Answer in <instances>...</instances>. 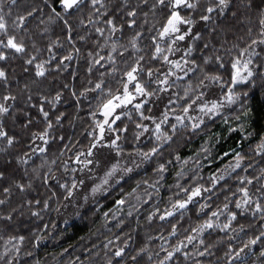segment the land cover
Returning a JSON list of instances; mask_svg holds the SVG:
<instances>
[{"label": "snow or ice", "instance_id": "obj_1", "mask_svg": "<svg viewBox=\"0 0 264 264\" xmlns=\"http://www.w3.org/2000/svg\"><path fill=\"white\" fill-rule=\"evenodd\" d=\"M142 2L143 0H138L136 4L131 0H0V65H3L0 66V141L4 144L0 153L6 157L0 165V231L17 229L22 226L25 216L39 218L41 212L49 208L51 197L56 196V193L48 188V181L53 178L51 166L55 161H48L46 149L33 147V142L39 139L47 145L55 136L53 120L60 124L65 115L60 112L49 118L50 111L45 109V105L47 104L49 109H55L57 102L62 99V91L68 88V85L64 84L54 94L46 95L47 76L50 69L63 73L69 67L68 61L74 58L79 60L82 51L76 46L77 43L84 46L86 75L91 77L94 74L95 78L88 79L90 87H81L79 95L75 90H72L71 95L76 97L77 106L81 97H94L96 103L93 106L95 111L90 110L87 113L93 121L94 130L88 132L92 139L83 151L75 153V159L81 172L90 165H101L102 161L105 162L106 169L99 183H94L91 187L93 196L98 192L107 191L110 178L116 181L124 180L128 174H135L136 169L149 163L154 157L158 159L153 172L159 179H163L168 162L159 161L163 159L161 153L167 146L166 142L174 141L182 129L199 130L206 117L215 116L222 110V101L229 104L239 103L243 116H237L236 119H243L246 123L250 121L255 105L250 107L246 102L247 98L249 95L254 96L256 90L264 93V0H242L232 13L233 18L239 17L240 21L254 24L257 29L253 32L252 28H248L244 47L232 45V49L237 52L235 56H232L229 50L222 51L223 44L217 46L205 41L202 31H194L193 27L197 21L216 25L219 17L225 15L230 7V0H205L204 4H201L200 0H153L149 12L142 11ZM144 7L148 5L144 4ZM158 11H162L164 15L162 24L155 30L151 26L145 29L149 24V14L155 23ZM213 13L218 14L215 19ZM129 26L131 32L126 36L125 29ZM145 30L146 55L142 54L145 48L140 42ZM217 30L228 34L229 27L225 25L221 28L217 25ZM57 31L59 35L56 34ZM193 32L192 40L199 39L203 42L199 63L197 58H186L196 50L193 43L186 39ZM93 35L95 39H92ZM40 40L45 42L44 47L38 46ZM177 42L187 45L182 49L185 56L170 59L169 54L177 51ZM58 45L71 47L66 55H59L64 48L58 49ZM45 51L47 56L42 59ZM102 51L105 55H101ZM206 51L207 55L204 54ZM225 56H228V59H225ZM18 57L28 66L22 69L25 73H28V69L34 64V73H28L31 78L23 84L11 76L8 70L9 62ZM160 61L163 63H159ZM189 73L195 77V83L192 79H187L186 83L180 84L181 76L188 78ZM72 75L75 76L76 73L73 72ZM117 76L120 77L119 80L116 79ZM13 84L19 88V92L13 91ZM212 84L220 85V98L204 100L205 92ZM224 88L227 89L226 92L223 91ZM34 89L36 91L33 95ZM97 93L99 95H96ZM184 98H187L186 101ZM174 103L183 104V107L175 122H172L169 116L174 114L171 107ZM17 104L21 106L17 108ZM29 106L36 110L35 116L31 111H25ZM129 107L131 111L127 110ZM190 109L199 111L193 116L189 114ZM154 110L160 113L159 120L156 115L145 116L146 111L152 113ZM97 113H102V118H98ZM133 114L136 115V120L131 119ZM9 118L13 130L17 127V120L22 121L17 134H9V129H6L5 124ZM137 120L140 122L137 123ZM126 121L133 125V142H140L143 137L151 146L146 149L129 146L125 152L122 145L129 127ZM34 124H42L39 132L28 131ZM162 125H169L168 130L165 131ZM106 130L116 135L105 138ZM240 130L245 136L250 135L243 127ZM22 139L27 140V151L16 154L9 150ZM63 141L64 135L61 134L59 142ZM105 146L115 155L106 157L103 152ZM58 151L63 155L64 148ZM254 151L264 157V135L260 137ZM37 152L44 156L40 165L32 161V156ZM30 162L32 167H29ZM13 164L16 167H10ZM70 164V160L63 161L65 173L69 171ZM243 164H247L249 170L252 167L241 152H236L233 163L228 168L223 172L217 169L216 173L209 174L210 183L207 186L195 182L196 176H192L183 186L180 179H177L175 186L178 191L169 197L165 208L161 211L160 208L153 207L152 211L147 213L149 221L158 217L163 222L166 218L173 217L174 213L183 220L185 212L191 206L196 213L205 216L203 220H198L190 231L186 230L187 234L175 244L169 245L168 240L157 233L162 241L161 252H154L148 244L132 247L131 236L117 244L106 238L100 264H221V258L215 256V252L219 250L217 245L221 243L227 244L222 257L223 264H243L252 254V246L258 241L259 252L255 253L256 258L251 264H264V167H260L253 175L237 176L236 183L240 186H237L234 192L229 191L228 184L224 183L226 177L231 178L229 169H240ZM21 165L22 169L19 167ZM44 168H48V171H44ZM76 171L75 167L71 168L73 175L70 184L65 181L59 185L66 197H73L74 190L84 183L76 178ZM185 174L178 171L176 176L183 178ZM37 180L40 181L39 184L36 183ZM143 183L148 182L145 180ZM222 183L229 195L224 197L223 203L205 212L210 207L207 201L215 199V193ZM41 186L50 192L51 196L46 194L43 198H38V189ZM151 187L155 189L156 184ZM83 199L86 201L88 195L85 194ZM233 202L234 209L230 210ZM124 203L123 199L117 201L118 205ZM136 207H139V202ZM136 207L129 205L127 216H132ZM221 217L224 219L221 220ZM244 220L249 223H243ZM122 223L123 220L119 221L117 227ZM44 227L47 228V225ZM217 229L230 240L224 241L222 235H218L214 241L206 239ZM37 231L36 228L31 229L33 234ZM179 231L177 223H172L170 231L165 234L171 238L179 234ZM249 232L253 234L249 235ZM123 235L121 232L113 239L119 242ZM43 238L35 234L33 243H39ZM152 239L153 237H148V240ZM25 241L23 234L9 235L5 247L0 251V264H24L21 258L31 256L30 252L22 251ZM234 243H238V246L234 247ZM189 245H192L191 249L186 250ZM96 255L99 256V253ZM145 255L147 261L143 260ZM33 264L40 262L34 261ZM84 264L91 262L85 261Z\"/></svg>", "mask_w": 264, "mask_h": 264}, {"label": "trees", "instance_id": "obj_2", "mask_svg": "<svg viewBox=\"0 0 264 264\" xmlns=\"http://www.w3.org/2000/svg\"><path fill=\"white\" fill-rule=\"evenodd\" d=\"M21 2H23V0H21ZM131 2L136 4L138 0H131ZM152 2L153 0H143V2L140 3L142 11L149 12ZM241 2L242 0H230V7L226 10L225 15L219 17L216 25L197 21V24L193 26L194 31H202L205 41L217 46L223 44L224 49H222V51L226 49L230 51L232 56L237 55L236 50L232 49V45L237 44L241 48L244 47L247 41L248 28H252L253 32L257 31L254 24H246L240 21L239 17L233 18L232 13ZM200 3L204 4L205 0H200ZM144 4H147L148 7H144ZM241 11L243 10L241 9ZM121 15H123V13H121ZM212 15L215 19L218 14L213 13ZM140 19L142 20L143 17H140ZM163 19L164 15L162 11L157 12L155 23L152 22L153 18L151 14H149V24L145 26V29L151 26L155 30L162 24ZM217 25L221 28L227 25L229 27L228 34L218 31ZM130 32L131 26L125 29V35H129ZM56 34L59 35L60 33L57 31ZM153 34H155L154 31ZM192 36L193 35L189 34L187 39L190 43H193V47L196 50L188 56V59L197 58V62L199 63L200 60L198 58L201 56L200 48L203 47V42L199 39L193 41ZM146 37L147 30L142 33L140 41L141 46L145 48L142 54L145 55L147 53ZM92 39H95V35L92 36ZM121 42L123 43V41ZM44 43L43 40H40L38 41V46L44 47ZM76 46L80 47L82 51L79 60L74 58L72 61H68L69 67L63 73H56L54 70L50 69L47 76L46 95L54 94V92L59 90L64 84L68 85V88L62 91V99L57 102V107L55 109H49L47 104L45 105V109L50 111L49 118L60 112L65 113V115L61 118L60 124H56L53 120L55 136L53 139L49 140L47 145H44L39 139L33 142V147H44L46 149L45 155L48 161H55L51 166L53 178L48 181V188L54 191L56 196L51 197L49 208L43 210L39 218L25 216L22 220V226L15 230L10 229L8 232L0 231V251L5 247V241L8 240L9 235H25L26 241L22 246V251L30 252L31 256L21 258L24 264H33L34 261H39L40 264H69V262L70 264H84L85 261H89L91 264H100L105 251L103 248L105 239L107 238V240H111L113 244H117L122 243L128 236L132 237V247H141L144 244H148L150 250L161 252L160 246L162 241L159 239L157 233L163 235L165 239L168 240L169 245L175 244L183 235L187 234L186 230L190 231V228L194 227L198 220H203L205 218L204 215L196 213L190 206L188 211L185 212L183 220L175 213L173 217L166 218L163 222L160 221L158 217H154L151 221L147 219V213L152 211L153 207L160 208L162 211L168 204L169 197L177 193L178 190L175 186L177 179H180V184L183 186L191 180L192 176H196L197 180L195 182L207 186V184L210 183L209 174L216 173L217 169L223 172L233 163L235 153L241 152L245 160L252 164V167L249 170L247 164H243L240 169H229L231 178L226 177L224 183L228 184L229 191L234 192L235 188L240 186L236 183L237 176L253 175L260 167H264V157H262L260 153L254 151L255 145L259 143L260 137L264 135V115L260 114L264 113V93L260 90H256L255 95H249L246 101L249 103L250 107L255 105V111H253L249 122L246 123L243 119H236L237 116H243V113L240 111L239 103L229 104L220 113L206 119L199 130L191 128L187 130L182 129L174 141L170 143L166 142L167 146L164 147V151L161 153L163 159L159 161L168 162L166 164L167 171L164 173L163 179H159L153 172V169L156 167V160L158 159L154 157L152 161L136 169L135 174H128L124 180L116 181L114 178H110L111 180L107 186V191L98 192L95 196L91 194V190L85 192V194L88 195V199L86 201L83 199L72 213L70 212L64 217L61 216V209L70 202L71 197H66L63 188H60L59 185L65 181L69 184L71 183L73 175L71 172L72 167L77 169L75 176L78 180H80V174L82 175L81 177H83V181H87L88 179L92 181L93 179L92 183H99L100 180H95V178H101L99 175H96L99 174L97 167H93L92 171H88L89 166L81 172L75 159V153L77 151H83L92 139V137L88 135V132L94 130L93 121L87 113L90 110L95 111L93 106L96 103L94 97L88 99L81 97L79 105L77 106L76 97L71 95L72 90H75L76 94L79 95L81 87H90V85H88V79L95 78L94 74L91 77L86 75L87 64L85 63L84 46L80 43H77ZM56 47L58 49L64 48V51H60L59 55H66L71 45H58ZM209 51H211V49H209ZM257 51H259V48H257ZM129 53H131V50H129ZM204 54L207 55L208 52L206 51ZM101 55H105V53L102 51ZM46 56L47 53L45 51L41 58H46ZM117 59L119 60L120 57H117ZM225 59H228V56H225ZM159 63L162 64L163 62L160 61ZM108 66L109 65H105V67ZM26 67L28 66L24 65L19 57L10 61L8 64L10 75L19 79L21 84L31 78L28 73H34V64L28 69V73L22 70ZM118 67H122V65H118ZM73 72L76 73L75 76L72 75ZM119 78V76L116 77L117 80H119ZM187 79H192L193 83H195V77L189 73L188 78H180V84L186 83ZM225 79H227L226 75ZM12 88L14 92H19V88L15 84L12 85ZM237 90L239 91V89ZM35 91L34 89L33 95ZM223 91L226 92L227 89L224 88ZM220 92V85L212 84L209 86V90L205 92L204 100L208 99L212 93L220 98ZM0 94H2V89H0ZM96 95H99V93ZM180 95H183L182 90ZM184 99L186 101L187 98ZM20 106V104H17V108ZM172 107L175 109H182L183 104H173ZM127 110L131 111V107ZM25 111H31L33 116L36 115V110L31 108V106L26 107ZM148 115H150V113L146 111L145 116ZM97 116L98 118H102L101 113H97ZM131 119L136 120V115L133 114ZM175 119L176 118H169L172 122H175ZM126 122L129 123V127L125 142L122 145L125 152H127L129 146L145 147V149L151 146L148 140L133 142V125L130 121ZM136 122L139 123L140 121L137 120ZM20 123H22V121L17 120V127L13 130L11 119L9 118L5 124L6 129H9V134H17L19 132ZM241 127H243L247 133H250V135L245 136L240 130ZM41 128L42 124H34L33 128L28 131L39 132ZM162 128L167 131L169 125H162ZM61 134L64 135L63 143L59 142V136ZM69 137H71L70 140ZM26 145L27 140L22 139L19 144H16L9 150L16 154H20L21 151H27ZM65 145H67L66 148ZM3 147L4 144L0 141V148ZM60 148H64L63 155L58 151ZM29 155L32 154L29 153ZM5 159L6 157L3 153H0V165L3 164ZM43 159L44 156L38 152L32 156V161L36 165H40ZM65 160L71 161L67 173H65L63 167V161ZM10 167H16V165L13 164L10 165ZM19 167L21 169L23 168L22 165ZM29 167H32V162L29 163ZM43 170L48 171V168H44ZM178 171L186 173L183 178H178L176 176ZM17 178H19V173ZM145 180L148 182L147 184L143 183ZM36 183L39 184L40 181L37 180ZM153 184H156L155 189L151 187ZM77 189H75L74 192ZM133 189H135V191H133ZM229 191L224 190V184L222 183L215 193V199L207 201L210 207L206 209L205 212L223 203L224 197L229 195ZM38 192V198H43L46 194L51 196V193L47 192L43 186L38 189ZM120 199L125 201L123 205L117 204V201ZM138 202L139 207H136ZM129 205L136 207V211L133 212L132 216H127ZM233 209L234 202L230 205V210ZM220 219L223 220L224 217ZM121 220H123L124 223L119 224V227H117L118 222ZM242 222L249 223L248 220ZM172 223H177L180 231L179 234L170 238L165 233L170 231ZM45 225H47V228L44 227ZM33 228L38 230L35 234L44 237L39 243H33L35 235L31 232ZM40 229H43V231H39ZM160 229H164V231H160ZM121 232H123L124 235L121 236L120 241L114 240L113 237L120 235ZM248 234L250 235L253 233L249 232ZM218 235H222L224 241L230 240L226 234L220 233L218 229L214 230L206 239L214 241ZM149 236L153 237V239L148 240ZM235 246H238V243H234V247ZM109 247H111V245ZM191 247L192 245H189L186 250H190ZM217 248L219 250L215 252V256L221 258V264H223L222 257L224 251H226L227 244H218ZM259 248L260 242L258 241L256 245L252 246V254L247 257L243 264H251L252 260L256 258L255 253L259 252ZM96 253H99V256H97ZM143 260L147 261L146 255L143 257Z\"/></svg>", "mask_w": 264, "mask_h": 264}, {"label": "rangeland", "instance_id": "obj_3", "mask_svg": "<svg viewBox=\"0 0 264 264\" xmlns=\"http://www.w3.org/2000/svg\"><path fill=\"white\" fill-rule=\"evenodd\" d=\"M190 35H194V32L193 33H191ZM189 37V36H188ZM187 37V38H188ZM186 38V39H187ZM188 40V39H187ZM189 42V41H188ZM190 43V42H189ZM187 45L186 44H184L183 42H177L176 44H175V48L177 49V51H175V53H170L169 54V58L170 59H180L181 57H184L185 56V54H184V52H183V47H186ZM187 59H188V57H186ZM181 68H183V64L181 65ZM181 77H183V76H181ZM173 79H175V77H173ZM209 95V94H208ZM219 99L216 95H213V93H212V95L210 96V97H208V99H206V100H214V99ZM222 103H223V108H222V110L227 106V105H229V103H227L226 101H222ZM175 104V103H174ZM172 107V106H171ZM173 108V110H174V114H172V115H170L169 116V118H176V116L177 115H179L180 114V112H181V110L182 109H175L174 107H172ZM221 110V111H222ZM161 111H162V108H161ZM198 109H195V110H193V109H190V111H189V114L190 115H193V116H195L197 113H198ZM220 111V112H221ZM220 112H218V113H220ZM151 115H156L157 116V119L159 120V116H160V113L159 112H156L155 110L152 112V113H150ZM101 115L103 116V114L101 113ZM211 117H213V116H211ZM210 117H206V119H209ZM205 119V120H206ZM114 135H116L115 133H110V132H108L107 130H106V132H105V138H107L108 136H114ZM145 139L142 137L141 138V141L143 142ZM103 152H104V154H105V156L107 157L108 155H115V153H113V152H110L108 149H107V147L105 146L104 148H103ZM83 158V157H82ZM104 161H102V163H101V165H98V166H96V165H90V167L89 168H93V167H97V169H98V172H99V174H96L97 176L99 175L101 178L103 177V175H104V171L106 170L105 169V167H104ZM80 167V166H79ZM89 171V170H88ZM82 175L80 174L79 175V179L80 180H82L83 179V177H81ZM101 178H95V180H100ZM110 180L111 179H109V183H110ZM92 181H93V179H92ZM92 181L91 180H87V181H84V183L82 184V185H80L79 186V188L74 192V196L73 197H71L70 198V202L69 203H67L66 204V206L65 207H63L62 209H61V216H67V214L68 213H72L73 211H74V209L79 205V203H81L82 201H83V198H84V196H85V192H87V191H90L91 190V187H92V185L94 184V182L92 183ZM87 182V183H86Z\"/></svg>", "mask_w": 264, "mask_h": 264}]
</instances>
